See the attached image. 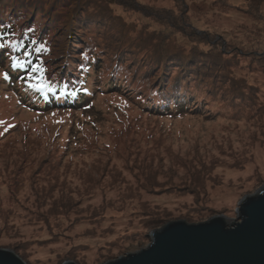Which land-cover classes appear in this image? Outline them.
<instances>
[{"label":"rangeland","instance_id":"374dc122","mask_svg":"<svg viewBox=\"0 0 264 264\" xmlns=\"http://www.w3.org/2000/svg\"><path fill=\"white\" fill-rule=\"evenodd\" d=\"M95 1L132 36L155 43L170 28L182 44L220 49L229 77L246 82L229 83L232 112L209 115L155 114L98 87L86 107L38 109L40 92L0 66V248L26 264H104L169 221L238 220L240 200L264 184V0Z\"/></svg>","mask_w":264,"mask_h":264},{"label":"trees","instance_id":"16d2710c","mask_svg":"<svg viewBox=\"0 0 264 264\" xmlns=\"http://www.w3.org/2000/svg\"><path fill=\"white\" fill-rule=\"evenodd\" d=\"M85 4L92 5L82 10ZM97 4L95 0H0V33L5 34L0 37V66L6 68L8 79L21 75L28 85L61 84L63 77L80 81L74 85L75 96L58 92L45 99L40 92L35 108L54 104L86 107L89 95L98 87V91L117 88L129 98L135 96L133 99L155 114L209 115L221 112L220 108L232 112L233 89L239 90L237 84L246 80L229 77L225 70L232 64L226 53L196 43L182 44L180 35L170 28L160 31L161 36L150 35L159 39L155 43L140 33L132 36L133 28L122 26L112 9ZM100 29L104 32L99 35ZM12 41L23 46L14 49ZM42 44L45 50L36 53ZM25 51H32V62L46 69L43 80L28 76L31 66L13 67V57L24 60ZM35 76L40 73H33ZM231 101L234 103L228 104ZM245 107L239 108L241 114Z\"/></svg>","mask_w":264,"mask_h":264},{"label":"water","instance_id":"95a60500","mask_svg":"<svg viewBox=\"0 0 264 264\" xmlns=\"http://www.w3.org/2000/svg\"><path fill=\"white\" fill-rule=\"evenodd\" d=\"M236 212L238 220L220 214L199 223L169 221L149 234L147 247L104 264H264V184L245 195ZM0 264L26 262L0 248Z\"/></svg>","mask_w":264,"mask_h":264},{"label":"snow or ice","instance_id":"6c2138e0","mask_svg":"<svg viewBox=\"0 0 264 264\" xmlns=\"http://www.w3.org/2000/svg\"><path fill=\"white\" fill-rule=\"evenodd\" d=\"M5 34L0 33V37H2ZM35 43V42H33ZM11 46L14 49H19L22 47V43H17L16 41L11 42ZM3 47V44H0V48ZM44 45L42 44L40 47H37L35 49L36 53H40L44 51ZM23 55L26 57L24 60L17 59L13 57V67L18 68H26L31 66V69L28 73V76L33 79L37 80H43L44 73L46 69L41 65V63H33L32 62V51H25ZM83 67V65H81ZM33 73H40V76L33 77ZM5 79L9 77V73H4ZM63 82L61 84H53L50 82H42L40 84H30V87L34 90H37L42 93L45 99L49 98V94L55 96L59 92L60 96H75L77 95V90L74 87L75 84L79 83L80 81L76 78H69V77H63ZM87 89H84L86 91ZM0 123H4V121L0 120ZM15 125H9L8 127H14Z\"/></svg>","mask_w":264,"mask_h":264}]
</instances>
